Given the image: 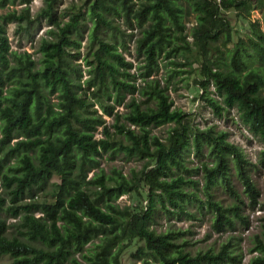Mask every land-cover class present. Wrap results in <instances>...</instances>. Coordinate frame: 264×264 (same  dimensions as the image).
I'll list each match as a JSON object with an SVG mask.
<instances>
[{"label":"trees","instance_id":"trees-1","mask_svg":"<svg viewBox=\"0 0 264 264\" xmlns=\"http://www.w3.org/2000/svg\"><path fill=\"white\" fill-rule=\"evenodd\" d=\"M32 1L0 0V9L22 5L0 12V255H9V264H122L135 245L131 256L140 264H243L240 239L193 253L185 231L171 221L210 214L216 232L249 227L245 210L259 204L260 194L251 172L264 168V149L253 162L228 131L191 124L174 107L169 82L188 73L183 67L198 56L203 100L219 116L236 108L264 140V0H89L85 9L61 13L60 0H44L34 16ZM231 9L240 16L261 10L262 27L251 21L250 34L235 40L224 15ZM191 15L196 23L188 31ZM43 20L51 27L41 39L40 61L12 48L8 24L25 23L29 32ZM127 36L141 60L136 68L121 50ZM79 59L88 72L83 82ZM162 59L172 66L164 82L155 76ZM211 84L221 99L210 94ZM136 93L140 99L126 101ZM166 124L164 137L152 133ZM105 153L146 164L88 178ZM219 188L229 193V204L218 199ZM41 191L51 198L36 199ZM124 194L135 201L121 206ZM7 217H20L15 232ZM164 222L169 225L159 229ZM253 251L258 255L247 264H264L263 239Z\"/></svg>","mask_w":264,"mask_h":264},{"label":"rangeland","instance_id":"rangeland-1","mask_svg":"<svg viewBox=\"0 0 264 264\" xmlns=\"http://www.w3.org/2000/svg\"><path fill=\"white\" fill-rule=\"evenodd\" d=\"M58 7L59 12H63L66 9L75 6L83 7L84 9L88 6L89 0H60ZM44 4V0H33L30 6L32 15H36L38 11ZM22 5L8 6L4 9H0V12H9V10L18 9L20 10ZM224 15L230 21L229 32L234 34V39L236 40L239 36L245 37L250 34V22L260 21L262 27V12L259 9L253 10L251 13L245 16H240L235 10H227ZM65 19H68L66 17ZM88 25L85 27L83 41V47L81 49L82 53L86 51V43L88 41L89 26L91 22H87ZM196 20L193 15H191L187 22L188 31L192 30L195 25ZM51 26L47 21H41L33 23L29 29L26 31L25 23L19 24L18 22H12L7 25L8 36L13 49L19 51L27 50L33 54L34 59L40 61L42 54L39 51V46L41 39L47 36V31ZM122 28L126 33H130L132 30L128 29L125 24H122ZM136 32V30H134ZM187 39L192 42L193 37L189 36ZM128 48L125 50L121 48L127 59L134 62L135 68L140 63L141 60L137 57L135 53V39L127 36ZM219 47L226 53L227 48L225 47L224 40L218 42ZM232 45V44H230ZM214 55H220L219 52L214 51ZM179 60L185 61L184 58L180 57ZM76 62L81 63V68L83 70L82 82L88 77L87 67L84 65L82 59ZM169 60H161V69L156 77L160 78L163 82L167 79V74L169 69L172 67L168 64ZM200 58L198 56L191 57V64L184 66V69H188L189 72L178 76L175 79H171L169 82V93L174 101V107L182 109L188 114V119L191 124L199 127H208L215 125L217 129L226 130L229 133V139L235 144L240 145L246 152L247 157L253 162L259 161V156L261 150L264 149V140L254 136L248 127L242 122L240 115L236 108L227 111L224 116L217 115L213 109L203 100L200 94L203 92L201 89V84L199 80L200 75ZM135 68L132 71H135ZM210 94L214 97L221 99L215 91L213 84L210 86ZM131 96H136L140 99L139 94H127L126 101L131 98ZM117 108L124 109L123 106H118ZM101 112V110L99 109ZM108 123H112L113 120L110 117H106ZM171 127V124H166L159 127H153L151 129L152 133L164 137L167 131ZM101 127L97 136H101ZM194 163L197 164L199 161L194 155H191ZM146 164V160L128 158L123 153L113 156L112 154L105 153L100 157V166L89 173L88 178L97 172H101L103 169L107 174H111L114 168L122 170L125 174H129L132 169L139 170ZM251 176L260 190L258 197L259 204L256 207H246L245 213L249 217L250 225L245 228L239 225L236 230H227L223 232H216L212 229L211 225V215L203 214L199 219H173L171 221V227L176 230L185 231V239L188 241L187 248L193 253L199 250H207L210 247H215L218 249L224 242H227L231 237H236L240 239V246L244 254L243 264H247L250 260L258 255L257 251H253L258 240H264V168L259 167L251 172ZM201 178V175L197 176ZM233 184L242 194L243 198L247 200L246 193L244 192V186L242 181L236 176H233ZM217 197L224 204H229L232 200L228 192L224 191L223 188H219L216 191ZM51 198L48 192L41 191L36 195V199H46ZM135 199L129 194H124L117 199V203L121 206L129 205L134 202ZM8 223H10V231L15 232L17 230V224L20 221V217L13 218L7 217ZM168 222L160 225L159 229H164ZM136 249V246H132L127 251L124 252L122 258V264H140V261L134 259L131 256L132 251ZM12 261L9 255H0V264H9Z\"/></svg>","mask_w":264,"mask_h":264}]
</instances>
